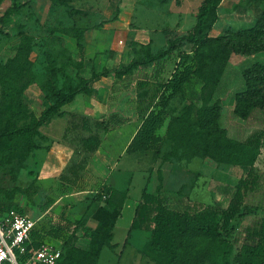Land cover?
<instances>
[{
	"label": "rangeland",
	"instance_id": "374dc122",
	"mask_svg": "<svg viewBox=\"0 0 264 264\" xmlns=\"http://www.w3.org/2000/svg\"><path fill=\"white\" fill-rule=\"evenodd\" d=\"M201 2L202 0H0V63L14 52L22 35H30L33 41V60L22 76L15 80L0 73V204L13 206L24 213L31 211L32 217H36L47 208L41 206L46 199H51L47 195L48 191L54 192L53 195L73 189L59 183L56 170L41 167L42 161L48 160L45 150L52 139L38 130L44 121L33 124L38 114L54 99V96L50 98L51 85L59 87V93H66L75 87L83 90L77 93L85 92V79H88L94 65L90 59L84 58L83 46L82 53L77 52L71 40V27L79 26L84 31L91 25L96 24L99 27L103 22L117 19L116 27L120 28L116 29L125 31L114 33V28L106 23V33L110 31L109 35L113 34L115 45L107 49L105 54L108 57L102 58L96 68L99 73H108L114 77L107 95L113 99L112 103L120 98L135 99L136 104L122 107V111L140 118L146 110L147 99L157 93L159 83L169 75L176 55L183 51L190 55L195 48L188 34ZM213 10L215 17L205 30V35L214 37L227 49L231 47V50L208 101L216 104L215 115L204 125L224 128L228 136L240 140L264 122L263 103L250 104L260 92L264 93V76H261V80H249L252 88L246 87L242 76V71L251 68L252 64H264V49L253 52L244 50L253 43L264 46V33L254 27L264 21V0H215ZM160 51L162 54L152 58V54ZM143 66L150 69L132 74L135 69ZM119 79L124 80L121 83L123 90L122 87L115 89L114 83L119 82ZM12 85L21 89L20 97L28 114L24 119H14L9 114L12 103L9 88ZM199 85L198 77L192 75L182 91L169 99L165 122L169 116L181 113L189 101L194 106L187 112V117L195 120V109L199 104ZM115 90L116 93H113ZM237 94L242 96L237 97ZM70 100L61 104L59 109ZM235 102L238 109L236 111ZM107 109H110L108 113H113L118 108L114 105ZM61 110V113L50 114L67 115L68 110ZM240 111L245 114L239 115ZM22 124L29 129H18ZM57 124L59 123L50 128L42 127V131L51 130L54 136H58L60 128ZM6 130L8 132H4ZM75 131L76 129L69 135L74 138V142L79 135ZM28 133L30 137L27 136ZM29 143H36L38 146L32 147ZM169 146V141L164 138L160 141L158 152L148 150L140 153L142 155L137 169L130 166L131 164L126 165L125 159H121V167L119 165L111 169L104 181L116 187L125 184L127 207L142 190H157L159 200L166 209L177 208L176 202L180 203L177 209H181L184 204L192 205V208L206 203L224 206L233 184L243 175L246 167L216 163L205 156L184 160L172 155L167 159H160V154ZM254 164L257 167V183L243 196L244 208L231 219L225 231H222L234 249L241 242L244 227L264 211L263 150ZM80 175L82 186L86 185L91 196L100 182L89 178L87 168L84 172L80 171ZM86 177L89 178L88 181H85ZM81 208L78 206L75 210L80 211ZM45 211L48 217L52 216L53 210ZM123 211L125 216L128 210L124 208ZM78 221L72 220V223L76 225ZM154 230L155 224L151 221L148 228L131 229L123 242L124 234L116 227L112 238L113 242L116 241L115 245L112 248L101 246L97 261L100 264L149 262L141 247L147 240L160 238L161 233L158 235ZM71 233L72 243L77 236L87 237L86 230H78L77 234L74 231ZM202 264L209 263L204 261Z\"/></svg>",
	"mask_w": 264,
	"mask_h": 264
},
{
	"label": "trees",
	"instance_id": "16d2710c",
	"mask_svg": "<svg viewBox=\"0 0 264 264\" xmlns=\"http://www.w3.org/2000/svg\"><path fill=\"white\" fill-rule=\"evenodd\" d=\"M214 3L215 0H202L200 3L188 34L195 48L190 55L184 51L176 55L169 75L159 83L157 93L147 99L146 110L140 116L137 127L125 144L124 152L143 153L148 150L158 152L160 141L166 138L170 146L160 154V159H167L172 155L184 160L205 156L216 163L245 166L246 169L233 184L224 206L206 203L200 206L195 204L196 207L192 208V205L184 204L181 209H166L159 200L157 190H154L155 192L142 190L134 206L128 229L148 228L152 221L155 224L154 232L161 233L160 238L147 240L141 247L142 253L151 264H202L204 261L209 264H264V211L244 227L241 242L236 249L222 234L231 219L244 208L242 201L245 193L252 190L257 183V167L254 163L260 151H264V122L240 140L228 136L224 128L204 125L215 115L216 104L208 101L221 75L226 56L231 50V47L227 49L214 37L205 35V30L209 28L211 20L215 17ZM254 27L264 33V21ZM71 31L76 50L82 53L83 28L72 26ZM32 45V37L27 34L22 35L14 52L0 63V73L15 80L22 76L23 71L28 70L33 60ZM247 45L249 46V43ZM259 49H264V46L253 43L244 50L253 52ZM160 54L162 51L152 54V58ZM96 74L91 71L88 78ZM192 75L200 80L197 92L199 104L195 109V120L187 117V112L194 106L189 101L181 113L169 116L163 134L158 135L155 130L165 117L169 99L182 91L184 84ZM242 76L246 87L252 88L249 80L253 78L261 80V76H264V64H252L251 68L242 71ZM87 80L85 79L86 82ZM49 89L50 98L54 96V99H51L45 109L38 114L37 119L33 121L34 125L41 124L52 112L61 113L59 106L72 99L75 93L83 91L75 87L69 88L66 93H59L60 88L52 85ZM89 90L90 88L85 84V92ZM9 93L12 96L9 114L14 119L26 118L28 114L20 97V87L12 85ZM238 96L242 95L237 94ZM263 101L264 93L260 92L250 104L263 103L262 107H264ZM236 105L235 102V111L238 110ZM66 114L67 121L63 127L62 137L66 131L74 129L82 130L85 134L77 137L82 155L77 160L68 161L57 173V180L60 184L82 188L80 171L99 145V131L109 129L124 118L118 117L115 113H109L106 117L90 118L74 110H68ZM244 114V111L239 113V115ZM18 129L27 130L29 127L22 124ZM27 136L30 137L29 133ZM29 144L32 147L38 146L36 143ZM157 177L160 179V174ZM126 196V189L104 183H100L93 190L90 200L101 201L102 205H98L94 210L93 216L96 219L94 227H85L88 241L86 248L78 247L70 241L73 227L71 228L68 222L62 220V223H56L53 234L57 235L65 231V237L61 244V254L54 264H100L97 257L101 246L109 248L114 246L111 242V228L115 218L120 215ZM49 202L51 199H46L41 208L47 206ZM7 207L13 206L0 204V210Z\"/></svg>",
	"mask_w": 264,
	"mask_h": 264
},
{
	"label": "crops",
	"instance_id": "0c3cea01",
	"mask_svg": "<svg viewBox=\"0 0 264 264\" xmlns=\"http://www.w3.org/2000/svg\"><path fill=\"white\" fill-rule=\"evenodd\" d=\"M119 4V3H118ZM116 18L112 21H109L107 24L114 28L112 32L120 31L116 28ZM106 23L103 22L101 26H95L91 25V27L86 28L83 31V55L85 59H90L91 64H93V72H96L97 74L92 77L88 78L87 80V87L90 88L89 92L84 93H77L74 95V97L67 102V104H64L61 109H74L75 111L87 115L90 118H100V117H106L109 113V110L107 108H110L111 106L116 105L118 109H114L112 111L115 113L118 117L124 118L123 121L119 123L113 124L109 129L105 131H99L100 135V142L97 148L93 151V153L89 156L87 159V163L83 168L88 169L89 178L96 179L100 183L106 184V181H104V178L109 175V172L111 169L116 168L120 165L121 167V159H125V164L130 166H134L136 169L139 167V160L141 158V155L139 152H124V146L129 140L130 136L134 132L135 128L137 127L140 118H135V115L133 113H125V111H122V107L131 106L136 104V102L132 100H126L123 98H120L116 103H112L113 99L108 98L107 95L109 93V89L112 88L111 84H113V76L111 74H100L98 72L99 62H101L102 58L108 57V54H105L108 48H113L115 45V38L112 34L106 33L108 30L106 28ZM125 31V30H124ZM123 31V32H124ZM73 42V39H71ZM70 40V41H71ZM68 42V41H67ZM74 43V42H73ZM112 50V49H111ZM115 49H113L114 51ZM116 53V52H115ZM114 54V53H113ZM150 69L148 66H143L141 69H135L132 74H137L138 72H147ZM89 74V72H88ZM124 76V75H122ZM118 80V78L116 79ZM124 80L119 79V82H115L114 85L116 86L115 89L123 88V84H121ZM119 84V85H118ZM125 92V91H124ZM123 92V93H124ZM116 93V90L113 92ZM112 97V96H111ZM123 99V100H121ZM60 109V110H61ZM108 110V111H107ZM67 121V115H51L47 120H45L40 126H39V132L42 134H45L46 137L51 138L52 140L49 141L48 148L45 150L48 160H44L41 163V167L44 169H53L59 172L63 166L70 160H77L81 155L82 152L79 151V144L78 140L74 142L73 137H69L70 132L74 130H68V132H65L64 137H62L63 127ZM60 128L58 132V136H54L52 134L51 130L42 131L43 128H50L53 125H56ZM166 122L163 119L162 124L155 130V132L158 135H162L164 132ZM76 131L79 132L80 136L81 134H85L84 131L76 129ZM75 131V132H76ZM77 136V137H78ZM75 155L78 157L75 158ZM138 159V161L136 160ZM124 165V164H123ZM86 177L85 181H88L89 179ZM103 180V181H102ZM83 184V183H82ZM125 185V184H124ZM123 185V186H124ZM122 185L118 187L113 186L115 188L123 189L125 190V186ZM88 188H86V185H83L82 188H71L69 191H59L56 194H53L54 192L48 191L47 195L49 198H51V202L47 205L46 209L53 210L51 219H54L56 221H66L71 225L72 232L77 234L78 230L84 231L85 227L92 228L94 227L96 223V219L93 216L94 210L98 205H102L101 201L98 200H90L89 193L87 192ZM127 193V192H126ZM86 196H89L87 199ZM126 199V198H125ZM139 199V196L131 201V205L127 207L126 201L124 200L120 215L117 216L113 222V226L111 228L112 237L111 242L115 245L116 241H112L114 229L116 227H119L121 231L123 232V242L125 241V237L128 235V233L131 231V229H138V228H130L128 229L134 206L136 205L137 201ZM82 207L80 211L75 210L77 207ZM180 203L176 202L175 207H179ZM124 208L128 210L126 215L124 216ZM174 208V209H177ZM57 212V213H55ZM29 216H32L31 211H28ZM47 216L48 213H46ZM55 216V217H54ZM72 220H79L76 225L72 223ZM125 231V232H124ZM87 237L85 235L77 236L73 240V244L81 247L86 248L87 247ZM134 250V249H133ZM143 261V260H142ZM144 264H150L149 262L143 261Z\"/></svg>",
	"mask_w": 264,
	"mask_h": 264
},
{
	"label": "built area",
	"instance_id": "2783aa9c",
	"mask_svg": "<svg viewBox=\"0 0 264 264\" xmlns=\"http://www.w3.org/2000/svg\"><path fill=\"white\" fill-rule=\"evenodd\" d=\"M45 214L32 217L13 207L0 210V264L56 262L65 231L54 235L55 224L62 221Z\"/></svg>",
	"mask_w": 264,
	"mask_h": 264
}]
</instances>
